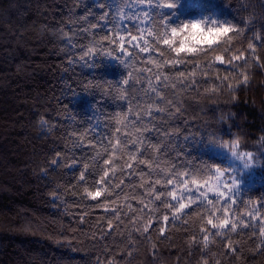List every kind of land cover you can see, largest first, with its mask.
<instances>
[{
	"label": "trees",
	"instance_id": "obj_1",
	"mask_svg": "<svg viewBox=\"0 0 264 264\" xmlns=\"http://www.w3.org/2000/svg\"><path fill=\"white\" fill-rule=\"evenodd\" d=\"M200 20L235 31L159 38ZM233 143L262 182L199 199ZM262 233L264 0H0V264H264Z\"/></svg>",
	"mask_w": 264,
	"mask_h": 264
},
{
	"label": "rangeland",
	"instance_id": "obj_2",
	"mask_svg": "<svg viewBox=\"0 0 264 264\" xmlns=\"http://www.w3.org/2000/svg\"><path fill=\"white\" fill-rule=\"evenodd\" d=\"M202 30V28H201ZM206 39L210 40L206 33ZM226 147L232 148V146L227 145ZM241 154H249L246 152L239 151L237 146L235 149ZM217 152L224 155L228 159L229 168L225 171H220L223 175H217L215 180L207 182L204 184L194 186V190L198 195L199 199H206L210 197L220 196L223 198H230L232 195L237 193L235 189H239L242 186H248L254 184V182H262L261 179V167L262 163L259 158L254 157L250 154L253 160V165L245 169L240 161L235 160L230 153L227 152L225 148L217 147ZM233 181L235 182V187L233 186ZM223 193V195H221Z\"/></svg>",
	"mask_w": 264,
	"mask_h": 264
},
{
	"label": "clouds",
	"instance_id": "obj_3",
	"mask_svg": "<svg viewBox=\"0 0 264 264\" xmlns=\"http://www.w3.org/2000/svg\"><path fill=\"white\" fill-rule=\"evenodd\" d=\"M196 22H199L200 25L203 26V30H201V26L196 28L189 27L186 31L176 36L175 43L177 45L180 46L181 44H183L186 46V49L197 48L199 46L198 42L206 39V33L209 38H215L217 35H222V33L209 31V29L218 27L219 25L224 24L223 22H218L216 20H213L210 24H208L207 21L205 20H200ZM186 23L191 25L193 22H186ZM185 51L187 52V50ZM38 127L42 131H47L49 126L45 120L40 119L38 120ZM220 147L225 148L227 152L230 153L235 160L240 161L245 169L253 165H256L253 163L252 158L249 157L247 154H241L236 150L233 151L232 148H228L226 146H220Z\"/></svg>",
	"mask_w": 264,
	"mask_h": 264
},
{
	"label": "snow or ice",
	"instance_id": "obj_4",
	"mask_svg": "<svg viewBox=\"0 0 264 264\" xmlns=\"http://www.w3.org/2000/svg\"><path fill=\"white\" fill-rule=\"evenodd\" d=\"M160 7H165V6L164 5H160ZM167 7H173V5H167ZM166 26L167 25L165 24V27ZM200 26L201 25H200L199 22H193L191 25H189L187 23L183 24L182 29H177L176 27H172L171 30H170L171 37L178 36L181 31H183L185 29H188L189 27L196 28V27H200ZM209 31H214V32H219V33L224 34V33L233 32V31H235V29H234V27L230 23H226V24L224 23V24L219 25L218 27L210 28ZM167 36H168V33L167 32H163V33H160L159 34V38L162 40L163 44L168 45L169 48H171L176 53L182 52L181 51V45L182 44L179 47H174V43H175L174 40L171 39V38H165ZM220 36L221 35H219L218 37H215L214 39H217ZM133 39H135V37H133ZM142 50H144V49H142ZM91 51H93V49H90L89 50V52H91ZM187 52H190V51H187ZM191 52H193V51H191ZM108 54L111 55V53H108ZM125 83H127V81H125ZM235 149H236V145H235V143H233L232 150L235 151ZM248 156L250 157V154H248ZM53 163H55V161H53ZM217 173L219 175H223V173H221L219 169H217ZM81 178H83V177H81ZM169 183H171V181H169ZM233 186L235 187V182L234 181H233ZM235 191H238V189H235ZM89 195L92 196L93 199H95V197L97 195H99V193L98 192L97 193H89ZM221 195H223V193H221ZM173 196H175L174 193H173ZM184 207H185V205L183 203H181L179 205V208L180 209H183ZM164 219L167 220L168 217L165 216ZM208 223L209 224H212V220H209ZM228 224H229V220L227 218H225V219L221 220L218 224H214L213 227H217V228L223 229ZM231 229H232V231H235V229H236V224L235 223H232ZM218 234H222V233H218ZM262 234H264V233H262ZM205 246H207V245H205Z\"/></svg>",
	"mask_w": 264,
	"mask_h": 264
}]
</instances>
